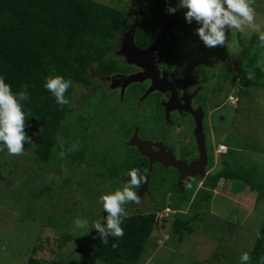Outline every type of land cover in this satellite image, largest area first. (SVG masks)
<instances>
[{
    "label": "rangeland",
    "instance_id": "rangeland-1",
    "mask_svg": "<svg viewBox=\"0 0 264 264\" xmlns=\"http://www.w3.org/2000/svg\"><path fill=\"white\" fill-rule=\"evenodd\" d=\"M126 7L137 11L139 3L126 0ZM251 7L255 10L254 23L239 30L229 29L224 46H204L195 34V22L189 27V34H185L186 24H178L173 33L175 43L164 63L174 78L187 80L194 87L203 86L197 101L207 114L204 125L208 175L221 171L227 162L236 174L247 176L255 186H264V87L242 86L233 71V66L239 67L241 61L243 70L248 72L254 68L252 57H264V44L262 54L257 53L255 46L250 53L246 51L252 36L264 31V0H251ZM144 8L148 10L149 5ZM222 47L225 53L220 50ZM228 54L232 58L226 59ZM262 83L264 86V79ZM135 89L122 104L116 93L99 90L93 95V87L82 88L77 106L80 111H75V115L85 113V129L80 127L79 131L82 149L80 154L77 152L78 161L66 157L65 152L61 156L62 150L55 151L48 164L37 162L29 152L11 155L6 149L0 150V264H29L32 258L40 264H105L94 255V229L86 234V230L76 229L73 222L87 219L91 228L95 220L106 215L100 195L122 189L125 182L121 177H127L134 168V157H138L125 147L133 130L139 127L142 139L165 138L174 144L178 154L192 145L191 130L184 128V122L178 131V126L164 124L162 113H153L151 106L133 107ZM229 96L237 102H229ZM222 144L228 152L218 155L216 151ZM176 178L177 175L156 167L150 196L137 206L133 202L124 205L127 216L158 213L140 264L240 262V255L249 252L262 225L264 195L258 202L260 193L236 179L220 181L208 199L200 177L181 194ZM167 209L171 211L169 215ZM178 215L196 218H191L195 232L184 235L182 240L173 233V218ZM36 247L39 250L34 252Z\"/></svg>",
    "mask_w": 264,
    "mask_h": 264
},
{
    "label": "trees",
    "instance_id": "trees-1",
    "mask_svg": "<svg viewBox=\"0 0 264 264\" xmlns=\"http://www.w3.org/2000/svg\"><path fill=\"white\" fill-rule=\"evenodd\" d=\"M99 1L0 0V75L4 76L13 93L27 86L29 100L21 103L26 114L25 132L34 145L25 143L24 152L32 153L39 163L48 164L55 157V151L58 153L59 150L72 161L79 160L77 152L80 154L82 149L79 131L85 129L82 124V114L85 113L77 112L78 115H75V111H80L77 106L82 88L90 87L93 75L110 76L124 71L122 63L115 58V52L122 33L131 29L133 15H139L135 44L144 48L154 43L160 30L169 22L171 14L167 12V6H177V0H132L139 3V11H131L126 7V0H109L112 3ZM146 5H149L148 10L144 8ZM185 11L178 8L176 12ZM193 24L186 21L181 23L185 27V34L190 33L189 27ZM174 43L170 38L164 40L160 45L159 58H168ZM247 45L248 53L254 46L257 53H261L262 44L258 35H253ZM220 50L225 53L224 47ZM227 57L232 58V55L228 54ZM262 58L252 57L254 70L250 68L248 72L243 70L239 60L240 66L234 73L242 86L264 87ZM49 75H60L72 81L65 93L68 104L57 105L51 93L43 87L44 78ZM137 155L134 159L138 162L131 161L132 165L146 175L147 164ZM236 179L242 180L251 191L259 192L257 201H262L264 186H255V182L247 176L236 174L227 162L221 171L204 179V197L211 198L220 181ZM157 216V212L127 216L121 225L124 236L115 238L116 247L112 246L113 237H108L109 242L105 244L94 230L91 242L95 257L105 264H140L154 232ZM194 217L185 219L178 215L173 218V233L180 236V240L184 235L195 232L192 225L194 220L191 219ZM259 232L261 238L256 237L248 252V264H258L259 257L264 255V219ZM38 248L33 251L36 252ZM29 264L40 263L32 258Z\"/></svg>",
    "mask_w": 264,
    "mask_h": 264
},
{
    "label": "clouds",
    "instance_id": "clouds-1",
    "mask_svg": "<svg viewBox=\"0 0 264 264\" xmlns=\"http://www.w3.org/2000/svg\"><path fill=\"white\" fill-rule=\"evenodd\" d=\"M178 8L186 9L185 21L195 22L198 25L195 34L208 48L224 46L226 32L229 29L239 30L243 25H251L255 21V10L251 7V0H177V6H167V12L174 14ZM258 39L261 44H264V31L259 32ZM236 81L240 83L239 79ZM71 84L72 81L63 76L49 75L44 78L43 87L51 93L57 105L63 106L69 103L65 93ZM231 97L233 101L230 100ZM28 100L27 86H24L22 91L13 93L11 86L5 82L4 76L0 75V150L6 149L11 155L22 154L25 151V143L34 145L32 138L25 132L26 114L21 103ZM228 101L236 103L237 99L229 96ZM75 147L74 144L73 149ZM63 155L64 153H61V156ZM127 176L129 179L122 189L100 195L99 202L106 213L105 216L95 220L91 228H89L87 219L77 218L73 222L74 227L86 230V234L90 229H94L105 244L109 242L108 237H113L112 246L116 247L115 238L124 236V229L121 225L128 215L124 205L127 202L139 203L140 200L138 193L134 190L143 180L140 170L132 168L127 172ZM168 210L170 213V209ZM256 237L261 238L259 231L256 232ZM239 260L241 264H248L249 253H242ZM258 264H264V255L259 257Z\"/></svg>",
    "mask_w": 264,
    "mask_h": 264
},
{
    "label": "flooded vegetation",
    "instance_id": "flooded-vegetation-1",
    "mask_svg": "<svg viewBox=\"0 0 264 264\" xmlns=\"http://www.w3.org/2000/svg\"><path fill=\"white\" fill-rule=\"evenodd\" d=\"M132 26L131 29L128 31H125L122 33V37L120 39V43L116 49L117 57L115 58L123 64L124 71L123 72H117L110 76H94L92 78V84L90 87H93V95L95 92L102 90L106 91V93H116L118 96V99L121 100V103L123 104L125 102L126 96L130 91H132V88H136L135 91L137 92V98L136 102L133 105V107L142 108L145 106H151L153 108L154 112H161L163 115V123H167L169 127L175 128L178 126L177 130L181 131V127L183 126V122L185 123L184 128L190 129V139H192V145L191 148L187 151H182L181 154H178V151L173 143H170L169 141H166L165 138L161 136H157L155 138L151 139H143L144 141H150L154 144H159L158 147H151V150L156 155V160H164V161H170L171 155L176 158V160L183 161L186 165L190 164L192 161H195L199 158V151L196 144V119H202L203 124V133L204 136H206L205 133V120H206V111L203 104L199 103L197 101V97L199 96L200 92H202L203 86L197 85L192 86L187 80H184L182 82L179 78H174L171 72V68L168 67L167 64L164 62L168 61V58L161 59L159 58V51L155 54V62L151 63L150 57L148 58V61L145 62L144 57L142 60V64H145L144 66H138L136 63H133L132 65L128 64L126 58L120 54L121 50V44L124 40V38L129 34L132 33L133 27L136 26V24L139 21V15H133L132 16ZM184 19V13L175 12L174 14H171V18L167 25H165L159 33H165L164 40L168 38L175 39L174 28L181 20ZM183 23V22H182ZM165 29V31H164ZM152 46V45H151ZM140 48L141 50H146L149 47ZM160 50V49H159ZM234 67V72H237L236 64ZM128 76H134L136 79H139L141 81H144L143 83H132L129 84L126 77ZM155 85V87H158V89H161L163 92H155L151 95H149L147 98L145 97L146 92L149 88H151V85ZM89 87V88H90ZM202 87V88H201ZM88 89V88H87ZM218 109V108H217ZM167 112L169 113L167 117ZM211 114V113H210ZM209 116V115H208ZM139 128V127H138ZM183 128V129H184ZM131 135V137L126 140L125 147H127L128 142L134 135ZM140 133V128H139ZM140 137V135H139ZM141 138V137H140ZM142 139V138H141ZM207 142V138H206ZM133 150L136 154L137 151L132 148H127ZM147 152V151H146ZM141 157V156H140ZM142 158V157H141ZM146 164L147 168L149 170V161L146 158H142ZM144 162V163H145ZM156 167H160L163 169L164 172L167 174L173 173L174 175H177L176 180H178V173L175 170L168 169L166 170L161 165H155L153 168V175L156 170ZM208 174V171H207ZM140 175L143 177V180L138 185L137 191L143 186L144 180L147 177L148 173L144 175L140 172ZM152 175V177H153ZM128 176L121 177L122 182L128 181ZM204 180V179H203ZM150 196V186H149V194L146 195L144 198H141L139 202L143 201L145 198ZM139 203H134V206H137Z\"/></svg>",
    "mask_w": 264,
    "mask_h": 264
},
{
    "label": "water",
    "instance_id": "water-1",
    "mask_svg": "<svg viewBox=\"0 0 264 264\" xmlns=\"http://www.w3.org/2000/svg\"><path fill=\"white\" fill-rule=\"evenodd\" d=\"M136 26L133 27L132 33H129L124 38L121 44L120 54H122L126 58L128 64L132 65L133 63H136L138 66L145 67V64L148 61L149 57L151 58L150 59L151 63L155 62L156 59L155 54L159 51L160 45L165 39L164 38L165 33L164 32L159 33L151 47H149L146 50H141L135 44ZM142 60L145 62L144 65L142 64ZM126 79L129 84L144 82L139 79H136V77L134 76H128L126 77ZM155 92L160 93L163 91L161 89H158V87H155V85L152 82L151 88L148 89L145 97L147 98L149 95ZM168 114L169 113L167 112V117L169 116ZM195 138H196L197 148L199 151V158L197 160L192 161L190 164L186 165L183 161L176 160V158L171 155L170 161L166 162L164 160H158V159L156 160L155 156L156 155L158 156V154H154L153 151L151 150V147L157 148L159 144H154L153 142L150 141H144L139 137V128L138 127L135 128L134 135L128 142L127 148L135 149L142 158H146L149 161L148 175L144 180L145 182L143 186L138 191V195L140 199L144 198L146 195L149 194V186L153 175V168L155 165H161L166 170L172 169L178 173L179 177L177 180L176 188L181 194L185 193L187 186L190 185L192 182H194L198 177L202 179H205L207 177L209 157L207 151L206 137L204 136L203 133L202 119L199 120L196 119Z\"/></svg>",
    "mask_w": 264,
    "mask_h": 264
},
{
    "label": "built area",
    "instance_id": "built-area-1",
    "mask_svg": "<svg viewBox=\"0 0 264 264\" xmlns=\"http://www.w3.org/2000/svg\"><path fill=\"white\" fill-rule=\"evenodd\" d=\"M230 100L233 101V98L231 97ZM216 153L218 155L226 154L227 153V147L223 146V145L219 146V148L217 149ZM166 214H169V210H168V212Z\"/></svg>",
    "mask_w": 264,
    "mask_h": 264
}]
</instances>
